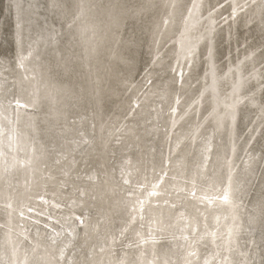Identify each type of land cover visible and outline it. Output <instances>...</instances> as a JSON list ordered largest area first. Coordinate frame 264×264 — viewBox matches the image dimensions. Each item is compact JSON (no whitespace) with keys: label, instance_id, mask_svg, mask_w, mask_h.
Instances as JSON below:
<instances>
[{"label":"bare ground","instance_id":"6f19581e","mask_svg":"<svg viewBox=\"0 0 264 264\" xmlns=\"http://www.w3.org/2000/svg\"><path fill=\"white\" fill-rule=\"evenodd\" d=\"M0 264H264V0H0Z\"/></svg>","mask_w":264,"mask_h":264},{"label":"rangeland","instance_id":"374dc122","mask_svg":"<svg viewBox=\"0 0 264 264\" xmlns=\"http://www.w3.org/2000/svg\"><path fill=\"white\" fill-rule=\"evenodd\" d=\"M226 3V1H223L222 3H221V5L223 4H225ZM220 5V6H221ZM13 103H15V101L13 102ZM14 151H15V158H18L19 157V150H18V146L15 144V146H14ZM83 157L85 158L86 157V154H84L83 155ZM20 162H21V160H20ZM5 180V183L7 184V185H9V184H12L13 183V178L12 177H10V176H8L7 174H6V179H4L3 178V181ZM46 218V217H45Z\"/></svg>","mask_w":264,"mask_h":264}]
</instances>
